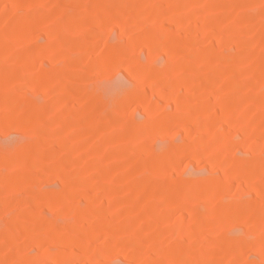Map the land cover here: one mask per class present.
Instances as JSON below:
<instances>
[{"label": "rangeland", "instance_id": "rangeland-1", "mask_svg": "<svg viewBox=\"0 0 264 264\" xmlns=\"http://www.w3.org/2000/svg\"><path fill=\"white\" fill-rule=\"evenodd\" d=\"M0 264H264V0H0Z\"/></svg>", "mask_w": 264, "mask_h": 264}]
</instances>
